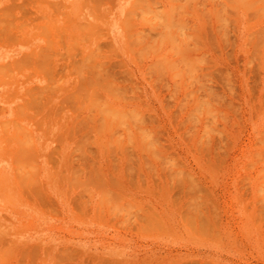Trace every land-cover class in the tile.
<instances>
[{"label":"rangeland","instance_id":"rangeland-1","mask_svg":"<svg viewBox=\"0 0 264 264\" xmlns=\"http://www.w3.org/2000/svg\"><path fill=\"white\" fill-rule=\"evenodd\" d=\"M238 1L0 0V264H264V2Z\"/></svg>","mask_w":264,"mask_h":264},{"label":"bare ground","instance_id":"bare-ground-1","mask_svg":"<svg viewBox=\"0 0 264 264\" xmlns=\"http://www.w3.org/2000/svg\"><path fill=\"white\" fill-rule=\"evenodd\" d=\"M37 1H38V0H37ZM44 1H45V0H44ZM170 1H171V0H170ZM172 1H173V0H172ZM240 1H243V0H240ZM240 1H238V2H240ZM251 1H252V0H251ZM28 2H29V1H28ZM54 2H55V1H54ZM227 2H228V1H227ZM244 2H245V0H244ZM257 2H260V1L257 0ZM263 2H264V0H263ZM46 3H47V2H46ZM56 3H57V2H56ZM56 3H55V4H56ZM235 3H236V2H235ZM240 3H241V2H240ZM52 4H53V3H52ZM224 4H225V3H224ZM224 4H223V6H225ZM227 4H228V3H227ZM230 4H231V2H230ZM233 4H234V3H233ZM233 4H232V5H233ZM236 4H237V3H236ZM250 4H251V3H250ZM252 4H253V3H252ZM252 4H251V5H252ZM255 4H256V3H255ZM170 5H172V4H170ZM245 5H246V4H245ZM32 6H33V5H32ZM50 6H51V5H50ZM52 6H53V5H52ZM52 6H51V7H52ZM174 6H176V5H174ZM174 6H173V7H174ZM233 6H234V5H233ZM233 6H232V7H233ZM53 7H54V6H53ZM229 7H230V6L228 5V8H229ZM174 8H175V7H174ZM220 8H221V7H220ZM53 9H54V8H53ZM224 9H226V7H225ZM230 9H231V8H230ZM54 10H55V9H54ZM221 10H223V9H221ZM53 12H54V11H53ZM56 12H57V11H56ZM225 12H226V10H225ZM58 13H59V12H58ZM61 14H63V13H61ZM45 16H46V15H45ZM45 16H43V18H45ZM41 17H42V16H41ZM20 18H21V17H20ZM24 18H26V17H24ZM10 19H11V18H10ZM10 19H9V20H10ZM47 19H48V18H47ZM141 19H143V18H141ZM147 19L149 20V18H145V20H147ZM150 19H151V18H150ZM224 19H225V18H224ZM143 20H144V19H143ZM153 20H154V19H153ZM153 20H152V21H153ZM222 20H223V19H222ZM225 20H226V19H225ZM23 21H24V20H23ZM159 21H160V19H159ZM169 21H170V19H169ZM169 21H166V22L168 23ZM4 22H5V21H4ZM30 22H31V21H30ZM47 22H48V20H47ZM65 22H66V21H65ZM143 22H144V21H143ZM145 22H146V23H149V22H147V21H145ZM163 22H164V21H163ZM171 22H172V21H171ZM174 22H175V21H174ZM22 23H23V22H22ZM25 23H26V22H25ZM152 23H153V22H152ZM156 23H157V21H156ZM176 23H177V22H176ZM3 24H5V23H3ZM28 24H29V23H28ZM48 24H49V22H48ZM159 24H160V23H159ZM168 24H169V23H168ZM170 24H171V23H170ZM46 25H47V24H46ZM177 25H178V24H177ZM9 26H10V25H9ZM19 26H20V25H19ZM55 26H56V25H54V27H55ZM157 26H158V25H157ZM157 26L155 25L154 27H157ZM164 26H165V28H166L167 24H164ZM168 26H169V25H168ZM168 26H167V27H168ZM4 27H5V26H4ZM16 27H18V26H16ZM57 27H58V26H57ZM57 27H56V28H57ZM159 27L161 28V26H159ZM177 27H178V26H177ZM37 28H38V27H37ZM45 28H46V27H45ZM157 28H158V27H157ZM165 28H163V29H165ZM6 29H7V28H6ZM19 29H20V28H19ZM167 29H168V28H167ZM167 29H166V30H167ZM3 30H4V29H3ZM49 30H50V29H49ZM63 30H64V29H63ZM152 30H153V29H152ZM177 30H178V28H177ZM10 31H11V30H10ZM55 31L57 32L56 29H55ZM153 31H154V30H153ZM170 31H171V30H170ZM170 31H169V33H170V35H171V32H170ZM179 31H180V30H179ZM18 32H19V31H18ZM59 32H60V31H59ZM154 32H158V31H154ZM5 33H6V32H5ZM9 33H10V32H9ZM13 33H15V32H13ZM50 33H51V31H50ZM180 33H181V32H180ZM182 33H184V31H183ZM182 33H181L180 36H182ZM7 34H8V32H7ZM32 34H33V33H32ZM34 34H35V33H34ZM57 34H58V33H57ZM174 34L176 35L177 33L175 32ZM174 34H173V35H174ZM49 35H50V34H49ZM161 35H162V37H163V33H162ZM177 35H178V34H177ZM224 35H225V34H224ZM31 36H32V35H31ZM159 36H160V35H159ZM180 36H179V37H180ZM188 36H189V38H190V35H189V34H188ZM11 37H12V36H11ZM164 37H165V35H164ZM185 37H186V36H185ZM191 37H192V36H191ZM51 38H52V37H51ZM172 38H173V37H172ZM183 38H184V37H183ZM183 38H181V39H183ZM189 38L187 37V40H186V41H188ZM10 39H11V38H10ZM48 39H49V38H48ZM159 39H160V37H159ZM165 39H166V37H165ZM174 39H175V37H174ZM191 39H192V38H191ZM191 39H190V40H191ZM178 40H179V39H178ZM190 40H189V41H190ZM47 41H48V40H47ZM142 41H143V40H142ZM148 41H150V40H148ZM160 41H161V40H160ZM175 41H176V39H175ZM184 41H185V39L182 40V43H183ZM1 42H2V41H1ZM15 42H16V41H15ZM24 42H25V41H24ZM50 42H51V41H50ZM158 42H159V40H158ZM162 43H163V41H162ZM168 43H169V42H168ZM184 43H186V42H184ZM184 43H183V44H184ZM188 43H189V42H188ZM190 43H191V42H190ZM10 44H11V43H10ZM160 44H161V42H160ZM172 44H173V46L176 47V45L178 46L180 43H179V44H175V42H174V43H172ZM174 44H175V45H174ZM183 44H181V45L184 46ZM7 45H8V44H7ZM146 46H147V45H146ZM169 46H170V44H169ZM171 46H172V45H171ZM173 46H172V47H173ZM179 46H180V45H179ZM179 46H178V47H179ZM188 46H189V45H187V47H188ZM143 47H144V46H143ZM190 47H191V46H190ZM173 48H174V47H173ZM181 48H182V47H181ZM52 49H53V47H52ZM158 49H159V48H158ZM176 49H177V48H176ZM179 49H180V48H179ZM182 49H184V48H182ZM49 50H50V49H49ZM177 50H178V49H177ZM191 51H193L192 48H191ZM176 52H177V51H176ZM187 52H188V51H187ZM52 53H53V52H52ZM174 53H175V52H174ZM177 53L179 54L180 51L177 52ZM181 53H182V52H181ZM185 53H186V52H185ZM191 53H192V52H191ZM182 54H183V53H182ZM189 54H190V52H189ZM37 55H38V54H37ZM50 55H51V54H50ZM25 56H26V55H25ZM32 56H33V55H32ZM32 56H31V57H32ZM43 56H44V54H43ZM45 56H46V55H45ZM47 56H49V54H48ZM189 56H190V55H189ZM20 57H21V56H20ZM187 57H188V56H187ZM187 57H186V58H187ZM157 58H158V56H157ZM181 58H183V57H180V59H181ZM186 58H185V56H184V59H182V60H184V61H183V64H184V62L186 61ZM188 58H189V57H188ZM193 58H194V56H193ZM193 58H189V59L192 60ZM42 59H43V58H42ZM167 59H168V58H167ZM189 59H188V60H189ZM155 60H156V59H155ZM161 60H162V59H161ZM23 61H24V60H23ZM167 61H168V60H167ZM177 61H178V59H177ZM189 61H190V60H189ZM170 62H171V61H170ZM174 62H175V61H173V63H174ZM186 62H187V61H186ZM190 62H191V61H190ZM12 63H13V62H12ZM168 63H169V62H168ZM179 63H181V60H180V62L178 61V64H179ZM196 63H197V61H196ZM6 64H7V63H6ZM185 64H186V63H185ZM0 65H1V64H0ZM155 65H156V64H155ZM157 65L159 66V64H157ZM157 65H156V66H157ZM160 65H161V64H160ZM175 65H176V64H175ZM187 65H188V67H190L189 64H187ZM3 66H4V65H3ZM161 66H162V65H161ZM173 66H174V65H173ZM176 66H177V65H176ZM176 66H175V67H176ZM178 66H179V65H178ZM185 66H186V65H185ZM191 66H192V65H191ZM22 67H23V66H22ZM168 67H169V66H168ZM168 67H167V68H168ZM171 67H172V66H171ZM0 68H1V67H0ZM13 68H14V67H13ZM23 68H24V67H23ZM35 68H36V66H35ZM159 68H161V67H159ZM172 68H174V67H172ZM178 68H179V67H177V69H178ZM183 68H184V67H183ZM192 68H193V67H192ZM11 69H12V68H11ZM16 69H17V68H16ZM180 69H181V68H180ZM184 69H185V68H184ZM184 69H183V70H184ZM190 69H191V67H190ZM171 70H172V69H171ZM174 70H176V69H174ZM181 70H182V69H181ZM186 70L189 71V69H186ZM186 70H184V75H185ZM191 70H192V69H191ZM34 71H35V70H34ZM36 71H37V70H36ZM158 71H159V70H158ZM8 72H9V70H8ZM30 73H31V72H30ZM11 74H12V72H11ZM33 75H34V74H33ZM33 75H32V76H33ZM38 76H39V75H38ZM1 77H2V76H1ZM25 77H26V76H25ZM2 80H3V79H2ZM15 80H16V79H15ZM24 82H25V81H24ZM25 90H26V89H25ZM15 93H17V91H16ZM25 93H26V92H25ZM29 94H30V93H29ZM9 95H11V94H9ZM14 96H15V95H14ZM19 96H20V95H19ZM6 97H7V96H6ZM6 97H5V99H6ZM31 98H32V97H31ZM7 100H8V99H7ZM23 100H24V99H23ZM29 100H30V99H29ZM31 100L33 101V99H31ZM32 101H31V102H32ZM29 102H30V101H29ZM23 103H24V102H23ZM24 105H25V104H24ZM16 106H17V105H16ZM19 106H20V105H19ZM21 107H22V106H21ZM2 108H3V107H2ZM30 108H31V107H30ZM106 109H107V108H106ZM109 109H111V108H109ZM24 110H25V109H24ZM114 110H116V108H115ZM17 111H18V109H17ZM107 111H109V110H107ZM117 111H119V110L117 109ZM123 111H124V110H123ZM114 112H115V111H114ZM121 112H122V109H121ZM121 112H120V113H121ZM108 113H109V112H108ZM122 113H123V112H122ZM24 114H25V113H24ZM101 114H102V113H101ZM103 114H104V113H103ZM106 114H107V112H106ZM110 114H111V110H110ZM115 114L117 115V113L115 112V113H114V116H112V119H113V118H116V117H115V116H116ZM123 114H124V113H123ZM123 114H122V116H123ZM29 115H30V114H29ZM112 115H113V114H112ZM32 116H33V115H32ZM122 116H121V114H120V117H122ZM126 116H127V115H125V117H126ZM105 117H108V116H105ZM110 117H111V116H110ZM118 117H119V115H118ZM23 118H24V117H23ZM76 118H77V117H76ZM108 118H109V117H108ZM123 118H124V117H123ZM127 118H128V117H127ZM24 119H25V118H24ZM27 119H28V117H27ZM32 119H34V118H32ZM103 119H105V118L103 117ZM112 119H111V120H112ZM117 119H118V120H117ZM117 119H116V120H117V122H118V121H119V118H117ZM128 119H129V118H128ZM12 120H13V119H12ZM14 120H15V119H14ZM14 120H13V122H14ZM73 120H74V119H73ZM36 121H37V120H36ZM45 121H46V120H45ZM120 121L123 123L122 120H120ZM7 122H8V121H7ZM47 122H48V121H47ZM47 122H46V125H47ZM74 122H75V121H73L72 123H74ZM103 122H104V121H103ZM112 122L115 123V120L112 121ZM112 122H111L110 124H112ZM125 122H126V121H125ZM36 123H38V122H36ZM36 123L33 122V124H35V125L37 126L36 129H40L39 124H36ZM72 123H71V125H72ZM76 123H77V122H76ZM4 124H5V123H4ZM15 124H16V125H15ZM119 124H120V122H119ZM12 125H15L16 127L18 126V128H19V125H20V124H19V123H13ZM102 125L104 126L105 124H102ZM117 125H118V124H117ZM124 125H125V124H124ZM131 125H132V124H131ZM15 126H14V128H15ZM47 126H49V124H48ZM47 126H46V128H47ZM108 126H109L108 129L111 128V125H108ZM113 126H114V125H113ZM122 126H123V125H122ZM132 126H133V125H132ZM5 127H6V126H5ZM7 127H8V126H7ZM21 127H24V126H21ZM38 127H39V128H38ZM119 127H121V126H119ZM46 128H45V129H46ZM48 128H49V127H48ZM127 128H129V127H127ZM21 129L24 130V128H21ZM103 129H104V127H102V130H103ZM124 129H126V128H124ZM1 130H2V128H1ZM14 130L16 131V129H14ZM14 130H13V132H14ZM100 130H101V129H100ZM21 131H22V130H21ZM26 131L28 132V130H26ZM107 131H108V130H107ZM119 131H120V130H119ZM121 131H122V130H121ZM135 131H136V130H135ZM2 132H3V131H2ZM17 132H19V131L17 130ZM22 132H24V133L26 134L25 131H22ZM113 132H114V131H113ZM127 132H128V131H127ZM127 132H126V133H127ZM138 132H139V131H138ZM3 133H4V132H3ZM11 133H12V132H11ZM24 133L21 134V135H23V140H24V137H25V136H24ZM114 133H116V132H114ZM117 133H118V131H117ZM129 133H130V135H131V134H134V133H131V132H129ZM129 133H128V134H129ZM139 133H140V132H139ZM141 133H142V132H141ZM4 134H5V133H4ZM12 134H13V133H12ZM12 134H11V135H12ZM119 134H120V133H119ZM137 134H138V133H137ZM15 135H16V134H14V136H15ZM28 135H29V134H28ZM109 135H110V133H109ZM111 135H113V134H111ZM126 135H127V134H126ZM140 135H142V134H140ZM4 136H6V134H5ZM8 136H10V135H7V137H8ZM14 136H12V137L14 138ZM18 136H19V135H18ZM31 136H32V135H31V132H30V137H31ZM100 136H101V135H100ZM116 136H117V135H116ZM127 136H128V135H127ZM132 136H133V135H132ZM132 136H131V137H132ZM134 136H135V135H134ZM15 137H16V136H15ZM26 137H27V136H26ZM118 137H121V136L118 135ZM128 137H129V136H128ZM131 137H130V139H131ZM10 138H11V137H10ZM18 138L20 139V137H18ZM28 138H29V136H28ZM112 138H113V137H112ZM122 138H123V137H122ZM3 139H4V138H3ZM21 139H22V138H21ZM26 139H27V138H26ZM26 139L24 140V142L26 141ZM29 139H31V138H29ZM32 139H33V138H32ZM32 139H31V142L29 141L30 143H32ZM109 139H110V138H109ZM127 139H128V138H127ZM139 139H143V138L140 137ZM262 139H264V138H262ZM262 139H261V140H262ZM8 140L11 141V139H8ZM13 140L16 141V138L13 139ZM17 140H18V139H17ZM23 140H21L22 142H18V141H17L18 144H19V143H21V145L25 144V143H23ZM27 140H28V139H27ZM110 140H111V139H110ZM121 140H122V139H121ZM131 140H132V139H131ZM10 141H9L8 143H10ZM14 141H11V142H14ZM99 141H100V137H99ZM143 141H144V139H143ZM259 141H260V140H259ZM4 142H5V141H4ZM17 142H16V143H17ZM100 142H101V141H100ZM126 142H129V141H126ZM131 142H132V141H131ZM140 142H142V141H140ZM8 143L6 144V147H7ZM108 143L111 144L112 142H111V141H108ZM143 143L146 144V142H143ZM143 143H142V145H143ZM261 143H262V145H263V143H264L263 140H262ZM28 144H29V143H28ZM28 144H27V145H28ZM32 144H33V143H32ZM104 144H105V143H104ZM115 144H116V143H115ZM117 144H118V143H117ZM124 144H125V143H124ZM128 144H129V143H128ZM134 144H135V143H134ZM145 144H144V145H145ZM27 145H26V146H27ZM29 145H30V144H29ZM33 145H35V144H33ZM33 145H32V146H33ZM112 145H113V144H112ZM255 145H256V144H255ZM258 145H259V144H258ZM24 146H25V145H24ZM24 146H22V147H24ZM26 146H25V147H26ZM119 146H120V145H119ZM6 147H5V149H6ZM13 147H14V146H13ZM18 147H19V145H18ZM123 147H125V146H123ZM3 148H4V147H3ZM20 148H21V147H20ZM27 148H28V147H27ZM32 148H34V147H31V149H32ZM31 149H30V151H31ZM21 150H22V149H21ZM5 151L7 152V150H5ZM30 151H29V150H28V151L26 150V152H28V153L34 152V151H31V152H30ZM6 152H5V154H6ZM21 152H22V151H21ZM260 152H261V151H260ZM13 153L15 154L16 152L13 151ZM256 154H257V152H256ZM15 155H16V154H15ZM29 155H30V154H29ZM260 156H261V158H263L262 155H260ZM24 157H25V156H24ZM30 157H31V156H30ZM30 157H29V158L26 157V158L28 159V160L26 159V162H28L29 159L32 158V157H31V158H30ZM259 158H260V157H259ZM13 159H14V158H13ZM22 159H24V158H22ZM13 161H14V160H12V162H13ZM16 161H17V160H16ZM30 161H31V160H30ZM251 161H252V160H251ZM251 161H249V162H251ZM261 161H263V160L261 159ZM23 162H25V161H23ZM256 162H258V161H256ZM28 163L31 164V162H28ZM253 163H254V161H252V164H253ZM23 164H24V163H23ZM23 164H22V166H23ZM34 164H35V163H34ZM34 164H33V165H34ZM248 164H249V163H248ZM248 164H247V165H248ZM252 164H251V165H252ZM254 165H255V164H254ZM254 165H253V166H254ZM16 166H17V165H16ZM20 166H21V165H20ZM28 166H29V165H28ZM35 166H36V165H35ZM18 167H19V165H18ZM23 167H24V166H23ZM34 168H36V167H34ZM262 168H264V167H262ZM25 169H26V168H25ZM27 169H28V168H27ZM263 170H264V169H263ZM263 170H262V172H263ZM26 171H27V170H26ZM22 172H23V171H22ZM22 172L20 171L19 173H22ZM29 172H30V170H29ZM27 174H28V173H27ZM34 174H35V172H34ZM15 175H16V174H15ZM20 175H21V174H20ZM28 175H29V174H28ZM30 175H31V174H30ZM261 175H263V174H261ZM21 177H23V175H22ZM28 177H29V176H28ZM261 177H262V176H261ZM261 177H260V178H261ZM17 178H18V177H17ZM24 178H25V177H24ZM26 178H27V177H26ZM256 178H257V177H256ZM262 179H263V178H262ZM24 180H25V179H24ZM28 180L30 181L31 179H28ZM17 181H18V180H17ZM189 181H190V180H189ZM189 181H188V182H189ZM257 181H259V179H258ZM21 182H22V180H21ZM24 182H26V181H24ZM190 182H192V181H190ZM22 183H23V182H22ZM26 183H27V182H26ZM186 183H187V182H186ZM263 183H264V181H263ZM188 184H189V183H188ZM188 184H187V185H188ZM190 184H193V182L190 183ZM25 185H26V184H24V186H25ZM260 185H261V183H260ZM260 185H258L257 187H259ZM193 186H194V185H193ZM263 186H264V185H263ZM189 187H190V186H189ZM21 188H22V187H21ZM261 188L263 189L262 186H261ZM257 189H258V188H257ZM262 189L259 188V191H262ZM263 190H264V189H263ZM21 192H22V191H21ZM257 192H258V191H257ZM257 194L259 195V192H258ZM261 194L264 195L262 192H261ZM259 196H260V195H259ZM260 197H261V196H260ZM262 197H263V196H262ZM257 200H258V199H257ZM257 200H256V201H257ZM261 200H262V199H261ZM250 202H251V201H250ZM257 202H259V200H258ZM193 203H194V202H193ZM259 203H261V202H259ZM262 203H263V202H262ZM195 204H196V203H195ZM191 206H193V205H191ZM196 207H197V205H196ZM197 208H198V207H197ZM256 209H257V208H256ZM197 213H198V212H197ZM189 214H192V212L190 213V211H189ZM190 216H191V215H190ZM195 216H196V215H195ZM195 218H196V217H195ZM252 218H253V216H252ZM151 219H152V218H151ZM158 219H159V218H158ZM189 219H190V218H189ZM191 219H192V218H191ZM191 219H190V220H191ZM196 219H199V218H196ZM155 220H157V219L155 218ZM200 220H201V219H200ZM153 221H154V220H153ZM159 221H160V220H159ZM159 221H156V223L159 222ZM151 222H152V220H151ZM161 222H162V221H161ZM152 223H153V222H152ZM188 223H189V222H188ZM158 224L162 225L160 222H159ZM186 225H187V224H186ZM189 225H190V224H189ZM187 226H188V225H187ZM198 226H199V225H198ZM188 227H189V226H188ZM192 227H193V226H192ZM196 227H197V226H196ZM208 228H209V227H208ZM190 229H191V228H190ZM207 230H208V229H207ZM196 231H197V230H196ZM198 231H199V229H198ZM208 231H209V230H208ZM209 232H210V231H209ZM193 233H194V232H193ZM195 233L198 234L197 232H195ZM211 235H212V234H211ZM202 237H203V236H202ZM205 238H206V236H205ZM1 239H2V238H1ZM1 239H0V240H1ZM7 239H8V238H7ZM1 241H3V240H1ZM1 241H0V242H1ZM2 245H4V244H2ZM5 245H7V244H5ZM5 245H4V246H5ZM10 246H11V245H10ZM1 247H3V246H1ZM5 248H6V246H5ZM3 249H4V247H3ZM8 249H9V246H8ZM0 252H1V251H0ZM4 252H5V251L3 250V252H1V253H4ZM6 252H8V253L11 254V252H13V251H9V250H8V251H6ZM5 254H6V253H5ZM10 254H8V255H10ZM6 255H7V254H6ZM8 255H7V256H8ZM3 256H4V255H3ZM3 256H2V257H3ZM2 257H1V260H2ZM5 257H6V256H5ZM10 258H12V257H10ZM4 259H5V261H6V258H4ZM4 263H6V262H4Z\"/></svg>","mask_w":264,"mask_h":264}]
</instances>
